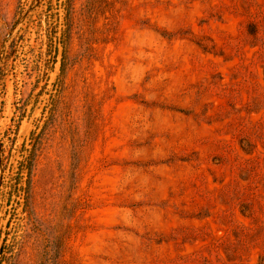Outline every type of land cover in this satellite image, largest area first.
I'll use <instances>...</instances> for the list:
<instances>
[{"label":"rangeland","instance_id":"1","mask_svg":"<svg viewBox=\"0 0 264 264\" xmlns=\"http://www.w3.org/2000/svg\"><path fill=\"white\" fill-rule=\"evenodd\" d=\"M3 64L0 264H264V0H0Z\"/></svg>","mask_w":264,"mask_h":264},{"label":"trees","instance_id":"2","mask_svg":"<svg viewBox=\"0 0 264 264\" xmlns=\"http://www.w3.org/2000/svg\"><path fill=\"white\" fill-rule=\"evenodd\" d=\"M5 54L9 55L10 54V50L6 49L5 50ZM6 68H7V66H5L4 64L0 66V78H2L3 74L5 75ZM15 133H17V132H15ZM31 168H32V157L29 154V156L24 157V160L21 162V166L19 167V171H17L18 176L21 177V179L20 180L19 179L15 180V187L17 188V187H19L21 185V188L24 189L25 193H27L28 190H29L30 178L27 179V183H25V185L23 186V184L25 182L24 173L27 172L28 176H30Z\"/></svg>","mask_w":264,"mask_h":264}]
</instances>
